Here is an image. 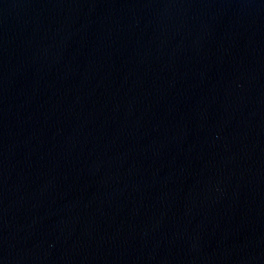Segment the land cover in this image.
Here are the masks:
<instances>
[{
    "label": "water",
    "instance_id": "water-1",
    "mask_svg": "<svg viewBox=\"0 0 264 264\" xmlns=\"http://www.w3.org/2000/svg\"><path fill=\"white\" fill-rule=\"evenodd\" d=\"M0 264H264V0H0Z\"/></svg>",
    "mask_w": 264,
    "mask_h": 264
}]
</instances>
